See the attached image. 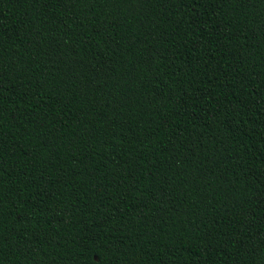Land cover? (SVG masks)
Masks as SVG:
<instances>
[{
    "label": "trees",
    "instance_id": "1",
    "mask_svg": "<svg viewBox=\"0 0 264 264\" xmlns=\"http://www.w3.org/2000/svg\"><path fill=\"white\" fill-rule=\"evenodd\" d=\"M0 264H264V0H0Z\"/></svg>",
    "mask_w": 264,
    "mask_h": 264
}]
</instances>
